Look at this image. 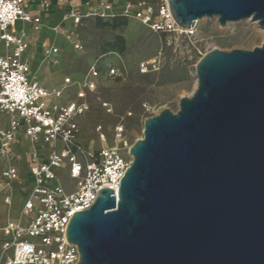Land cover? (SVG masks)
<instances>
[{
	"label": "water",
	"instance_id": "1",
	"mask_svg": "<svg viewBox=\"0 0 264 264\" xmlns=\"http://www.w3.org/2000/svg\"><path fill=\"white\" fill-rule=\"evenodd\" d=\"M182 30L252 19L264 0H167ZM197 88L145 120L118 196L102 189L67 230L78 264H264V44L214 48Z\"/></svg>",
	"mask_w": 264,
	"mask_h": 264
},
{
	"label": "built area",
	"instance_id": "2",
	"mask_svg": "<svg viewBox=\"0 0 264 264\" xmlns=\"http://www.w3.org/2000/svg\"><path fill=\"white\" fill-rule=\"evenodd\" d=\"M53 7L64 11L63 23L76 27L87 18L122 17L136 19L155 33L185 31L167 0H101L85 12L73 0H0V198L8 208L0 226V264H78L79 248L67 239L71 219L90 209L102 189L118 196L133 160L122 125L115 128L114 147L86 149L78 141L79 118L90 110L87 95L98 89L102 76L96 65L82 81L66 77L62 87L53 90L32 76L24 58L31 37L21 25L40 32L44 14ZM72 42L76 49L81 47L78 39ZM48 55L57 56L58 49L51 48ZM159 68L157 58L139 64L143 75ZM106 75L123 78L124 72L109 67ZM75 85L76 97L64 98ZM96 131L106 143L102 127Z\"/></svg>",
	"mask_w": 264,
	"mask_h": 264
},
{
	"label": "rangeland",
	"instance_id": "3",
	"mask_svg": "<svg viewBox=\"0 0 264 264\" xmlns=\"http://www.w3.org/2000/svg\"><path fill=\"white\" fill-rule=\"evenodd\" d=\"M56 19V23L47 24L39 38L35 37L24 57L34 79L49 90L61 88L66 77L82 81L92 65L102 71L98 89L89 92L86 98L90 110L79 118L82 133L78 141L86 149L116 146L114 131L121 125L125 140L132 147L144 137L147 118L165 109L177 112L180 98L190 97L197 88L196 65L210 50L252 51L264 44V29L252 19L229 22L222 27L216 17L203 18L193 32L174 34L155 33L132 18L118 29L100 27L95 18L84 19L78 27L71 22L63 23L60 14ZM116 36L125 39L126 51L122 54L106 49ZM74 39H78L79 49L74 47ZM51 48L58 49L55 63L48 55ZM155 58L160 62L159 70L141 74L140 62ZM109 67L119 68L124 77H107ZM77 91L76 85L68 88L64 98H75ZM98 126L102 127L106 143L98 136ZM63 183L68 184L66 179ZM4 211L0 199V220L4 218Z\"/></svg>",
	"mask_w": 264,
	"mask_h": 264
},
{
	"label": "crops",
	"instance_id": "4",
	"mask_svg": "<svg viewBox=\"0 0 264 264\" xmlns=\"http://www.w3.org/2000/svg\"><path fill=\"white\" fill-rule=\"evenodd\" d=\"M101 0H73V4L74 6L80 10L81 12H85L87 11L90 6H93L95 4H98ZM54 3V2H53ZM36 8V4L33 5V8L34 9ZM53 12V13H52ZM52 13V15H51ZM60 14V17L62 18L63 20V14H64V11L57 8V7H53L51 10H48L45 14H44V17H43V28L40 32H34V31H31L27 28V26H23L21 25V28L24 27L26 28V30L28 31V34L29 36L31 37V42H30V46L32 45V43L34 42V39L35 37L37 36L38 38L40 37V34L43 32L44 28L47 26V24H53V23H56L57 21V15ZM40 40V39H39ZM4 49L3 47V44L0 43V52H2V50ZM27 53V52H26ZM25 53V54H26ZM25 56V55H24ZM53 59L56 58L55 55H52ZM25 58V57H24ZM27 61L28 59L25 58ZM43 85V84H42ZM1 199V198H0ZM1 202H2V205L5 209L4 213H3V216L4 218L2 220H0V223L1 225L4 223V220L8 217V208L4 205L2 199H1ZM16 209V206L14 207Z\"/></svg>",
	"mask_w": 264,
	"mask_h": 264
},
{
	"label": "trees",
	"instance_id": "5",
	"mask_svg": "<svg viewBox=\"0 0 264 264\" xmlns=\"http://www.w3.org/2000/svg\"><path fill=\"white\" fill-rule=\"evenodd\" d=\"M127 19L122 17H117L112 20V22H105L102 19H97V25L100 27H110L112 29H118L119 27L126 25ZM107 51H116L119 53H124L126 51V42L123 36H116L113 42L106 45Z\"/></svg>",
	"mask_w": 264,
	"mask_h": 264
},
{
	"label": "bare ground",
	"instance_id": "6",
	"mask_svg": "<svg viewBox=\"0 0 264 264\" xmlns=\"http://www.w3.org/2000/svg\"><path fill=\"white\" fill-rule=\"evenodd\" d=\"M194 29H195V28H193V29L189 30V32H190V33H191V32H193V31H194ZM196 87H197V84H196Z\"/></svg>",
	"mask_w": 264,
	"mask_h": 264
}]
</instances>
